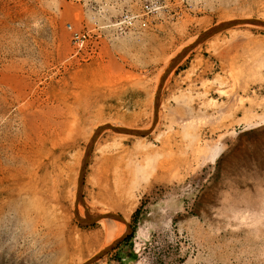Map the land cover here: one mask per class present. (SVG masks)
<instances>
[{
  "label": "rangeland",
  "instance_id": "374dc122",
  "mask_svg": "<svg viewBox=\"0 0 264 264\" xmlns=\"http://www.w3.org/2000/svg\"><path fill=\"white\" fill-rule=\"evenodd\" d=\"M219 2L99 30L96 53L73 57L66 25L93 31L122 5L0 0V264H82L109 247L111 216L129 233L91 264H264V28L221 30L171 68L216 26L264 22V0Z\"/></svg>",
  "mask_w": 264,
  "mask_h": 264
},
{
  "label": "built area",
  "instance_id": "2783aa9c",
  "mask_svg": "<svg viewBox=\"0 0 264 264\" xmlns=\"http://www.w3.org/2000/svg\"><path fill=\"white\" fill-rule=\"evenodd\" d=\"M207 0H116L122 5L120 14L105 26H96L93 31L76 30L66 25L70 36L72 55L90 56L98 49L101 34L99 30L110 29L115 37L142 32L155 25L157 18L170 16L178 19L183 12ZM154 24V25H151Z\"/></svg>",
  "mask_w": 264,
  "mask_h": 264
},
{
  "label": "bare ground",
  "instance_id": "6f19581e",
  "mask_svg": "<svg viewBox=\"0 0 264 264\" xmlns=\"http://www.w3.org/2000/svg\"><path fill=\"white\" fill-rule=\"evenodd\" d=\"M245 20H248V19H245ZM245 20H240V21H245ZM249 25L262 27V26H259L257 24H249ZM262 28H264V27H262ZM194 40H192L190 42V44H188L187 46L191 45ZM187 46H185V47H187ZM184 48L181 49L178 53L180 54L184 50ZM178 53L175 56H173V59H175L179 55ZM168 65L166 66L165 69H169ZM162 79H163V77H162ZM159 83H160V81H159ZM159 87L156 88V91H155V93L153 95L154 96V98H153V122H152V126L150 127V130H153L155 128V126H156L155 122L157 121L156 112H157V100H158L157 98L159 97L158 94H159V89H160ZM98 129H99V127L94 131V133L90 137V142H89L88 146L92 144V142H93V140L95 138V134H96V132H98ZM150 130H143V131L137 130V131H129V132H120V133H117V135H123V136H130L131 135L132 137H142V136H145V134H148L150 132ZM89 150L90 149H88V147H87L86 150L84 151V154H83L82 158H81L82 161H81L80 168H79V175H78L77 186H76L75 204H77L79 202V204H80L79 205L80 206L79 210H80L81 215H82V210L83 209H82V205H81L82 203H80L81 202L80 201V193H79L80 192V183H81V177H82V174H83L84 164L86 162ZM218 154H219V151H217L214 154L213 158H216L218 156ZM99 222L102 225L103 233H104V236L106 237V241H107V243L105 244V247H103V248H106L107 246L112 245L114 242L119 240L122 236H124L127 233L128 227H127L124 219H122V218H121V222L120 221L118 222L117 220H115L113 218L105 217V218L100 219ZM86 262H83L82 264H84Z\"/></svg>",
  "mask_w": 264,
  "mask_h": 264
},
{
  "label": "water",
  "instance_id": "95a60500",
  "mask_svg": "<svg viewBox=\"0 0 264 264\" xmlns=\"http://www.w3.org/2000/svg\"><path fill=\"white\" fill-rule=\"evenodd\" d=\"M237 24H257L259 26L264 27V22L263 21H257V20H245V21H233V22H227L224 23L222 25L216 26L214 28H212L211 30H209L208 32L202 34L200 37H198V39L196 40V42L194 43V45H192L191 47H188L187 49H185L183 52H181L173 61L171 64V68L173 66H175L180 60H182L186 55H188L190 53V51H192L196 46H198V44H200L201 42H203L204 40L208 39L211 35L224 30L228 27L237 25ZM116 132H127L125 130L122 129H113ZM100 131V129L98 130ZM90 147V145H89ZM89 149V148H88ZM112 218H115L116 220H120V218L118 216H111ZM90 222H94V220H90L88 223ZM129 233V232H127ZM127 234H125L122 238H120L119 240H117L115 242V244H117L118 242H120ZM114 244V245H115ZM109 246L108 248L104 249L103 251H101L99 254H97L96 256H94L93 258H91L90 260H88L86 263L84 264H91L93 261L97 260L99 257L105 255L109 250H111L113 248V246Z\"/></svg>",
  "mask_w": 264,
  "mask_h": 264
},
{
  "label": "crops",
  "instance_id": "0c3cea01",
  "mask_svg": "<svg viewBox=\"0 0 264 264\" xmlns=\"http://www.w3.org/2000/svg\"><path fill=\"white\" fill-rule=\"evenodd\" d=\"M219 3H221V4H219ZM224 6H225V4L223 2H219V0H207L206 2H203V3H201L198 6L197 5H194L192 7V9L189 10L190 11L189 13H187V12H186V14L185 13H182L181 16L184 17L185 15H187L191 19L192 18L195 19V18L204 16V15H209V14L215 12V11L217 12L219 9H222ZM185 18L186 17H184V19ZM201 57H202V65H201V67H199L198 72H201V71L203 72L204 66L207 63L205 61L206 59H204L203 56H201ZM197 58H198V55H190L189 58H187V60H188V63H187L188 67L193 66L194 63H195V61L197 60ZM205 72H207V71H205Z\"/></svg>",
  "mask_w": 264,
  "mask_h": 264
},
{
  "label": "trees",
  "instance_id": "16d2710c",
  "mask_svg": "<svg viewBox=\"0 0 264 264\" xmlns=\"http://www.w3.org/2000/svg\"><path fill=\"white\" fill-rule=\"evenodd\" d=\"M138 212H139V211H136V212L133 214V216H132V219H133V222H134V223H135V221H136V218H137Z\"/></svg>",
  "mask_w": 264,
  "mask_h": 264
}]
</instances>
